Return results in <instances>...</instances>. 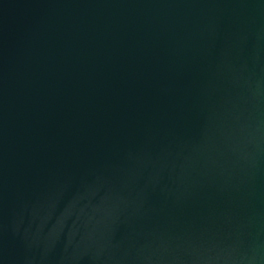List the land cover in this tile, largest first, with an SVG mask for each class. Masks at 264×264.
I'll use <instances>...</instances> for the list:
<instances>
[{"label":"water","instance_id":"obj_1","mask_svg":"<svg viewBox=\"0 0 264 264\" xmlns=\"http://www.w3.org/2000/svg\"><path fill=\"white\" fill-rule=\"evenodd\" d=\"M0 264H264V0H0Z\"/></svg>","mask_w":264,"mask_h":264}]
</instances>
